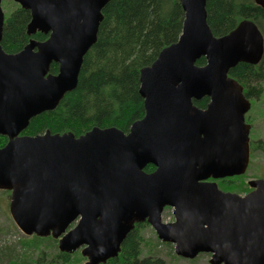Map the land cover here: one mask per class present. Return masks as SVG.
Segmentation results:
<instances>
[{
    "label": "water",
    "instance_id": "95a60500",
    "mask_svg": "<svg viewBox=\"0 0 264 264\" xmlns=\"http://www.w3.org/2000/svg\"><path fill=\"white\" fill-rule=\"evenodd\" d=\"M15 1L31 12L27 33L47 35L5 51L0 0V134L8 137L0 148V189L11 192L18 228L58 239L60 251L81 248L85 264L118 256L127 234L145 221L179 256L206 252L211 264H264V178L250 180L246 194L216 181L244 174L250 163V102L229 70L262 60L259 26L245 18L216 36L207 0H180L181 35L141 69L145 115L127 133L95 126L79 136L29 135L22 132L31 118L77 86L109 0ZM255 2L264 9V0ZM202 56L206 63L198 65ZM204 96L207 107L194 104ZM148 164L155 170L145 171ZM167 206L170 222L162 220Z\"/></svg>",
    "mask_w": 264,
    "mask_h": 264
},
{
    "label": "trees",
    "instance_id": "16d2710c",
    "mask_svg": "<svg viewBox=\"0 0 264 264\" xmlns=\"http://www.w3.org/2000/svg\"><path fill=\"white\" fill-rule=\"evenodd\" d=\"M206 9L208 24L216 36L229 33L245 18L252 19L264 35V9L255 0H207ZM102 13L97 40L84 55L77 86L67 92L53 110L32 117L24 134L37 135L50 130L52 133L71 131L79 136L95 126H115L127 133L134 121L144 117V99L139 91L140 72L181 35L184 21L181 1L109 0ZM30 20V10L20 5L6 14L1 40L5 51L15 53L31 38H47L39 31L33 35L27 33ZM196 63L204 65L206 58L202 56ZM58 67V63L53 62L50 71L57 73ZM229 76L245 86L250 95L258 97L262 93L260 85L264 83V56L258 64L239 62L229 70ZM207 101V96L193 100L201 108L206 107ZM7 141L8 137L0 134V148ZM256 149L264 151V145L252 142L251 153ZM155 168L148 164L145 171L152 172ZM243 176L236 177L240 182L227 177L218 180V184L224 190L245 191L247 187L240 185ZM146 225L147 221L136 223L124 239L118 256L101 264H174L156 255L142 256V231ZM31 239L36 245L52 242L54 247L50 254L40 251L36 264H74L76 254L57 249V240L52 236L32 234ZM78 255L79 260L84 259ZM24 262L22 264H28Z\"/></svg>",
    "mask_w": 264,
    "mask_h": 264
},
{
    "label": "rangeland",
    "instance_id": "374dc122",
    "mask_svg": "<svg viewBox=\"0 0 264 264\" xmlns=\"http://www.w3.org/2000/svg\"><path fill=\"white\" fill-rule=\"evenodd\" d=\"M17 6H19V3H17L15 0H2V8L5 13V17L6 14L8 15L11 11L16 9ZM260 86L262 88V93L255 101L252 109L248 112V117L251 121H253V125L250 129L251 141L253 140L252 142H261L264 145V83H262ZM246 172L242 174L244 175L242 177L243 183H241L240 185L247 187V189L251 191L253 187L250 186L249 181L252 179L264 178L263 150L256 149L251 153L250 163ZM236 177L238 176H233L230 178H234L236 179V181L240 182L241 180H238L239 178ZM218 180L221 179H216L217 183ZM247 189L245 191L235 190L232 192L238 194H246L249 192V190ZM10 199V191L7 192L4 190H0V264H22L23 260H25V262H28V264H36L37 256L40 251L44 252L45 254L52 253V251L54 250V247H52L53 243L51 242L50 244H48L49 242H47L46 244L44 243L42 245H36L34 244L35 242L31 241L32 235H26L18 228L10 213ZM162 220L166 222L174 220L173 207H165L162 212ZM142 234L144 237V242L142 245L143 257L156 255L166 260L167 262L174 264H211L210 253L201 252L194 258H185L179 256L175 252L174 243L166 242V244H162L159 242H162V240L158 238L156 231L149 223L143 228ZM45 237L47 238L48 236ZM55 240H57L58 243V239ZM34 249H36L37 251H35ZM57 249H59L58 246ZM33 250L35 251V253L32 255ZM78 253L83 256L81 248L77 249L71 254L78 255ZM76 255L73 258L74 264H85V262L87 261V257L83 256L84 259L79 260Z\"/></svg>",
    "mask_w": 264,
    "mask_h": 264
},
{
    "label": "flooded vegetation",
    "instance_id": "af4514ba",
    "mask_svg": "<svg viewBox=\"0 0 264 264\" xmlns=\"http://www.w3.org/2000/svg\"><path fill=\"white\" fill-rule=\"evenodd\" d=\"M234 79H236V78H234ZM237 80V79H236ZM238 81V80H237ZM242 85V84H241ZM242 87H243V93H244V96H245V98L246 99H248L249 100V102H250V108H249V110L245 113V121H246V123L247 124H249V126H250V129H251V126L253 125V121H251L250 120V118L248 117V112L252 109V107H253V105H254V103H255V101L258 99V97H255V96H252V95H250L247 91V89H246V87L245 86H243L242 85ZM211 101V99L208 97V101H207V104H206V107H207V105H208V103ZM253 141V140H252ZM252 141H251V138H250V143H252ZM250 191V190H249Z\"/></svg>",
    "mask_w": 264,
    "mask_h": 264
}]
</instances>
